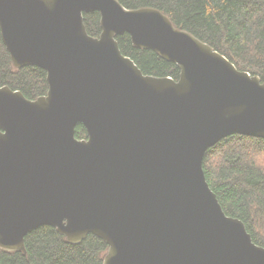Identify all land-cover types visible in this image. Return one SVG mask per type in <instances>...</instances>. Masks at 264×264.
Returning a JSON list of instances; mask_svg holds the SVG:
<instances>
[{"label": "water", "instance_id": "95a60500", "mask_svg": "<svg viewBox=\"0 0 264 264\" xmlns=\"http://www.w3.org/2000/svg\"><path fill=\"white\" fill-rule=\"evenodd\" d=\"M99 14L87 34L83 13ZM176 64L145 75L115 39ZM15 68L46 73L45 95L0 87V249L42 225L69 243L91 233L102 264H264L209 188L202 158L229 135L264 139V82L159 10L117 0H0ZM81 123L85 139L74 136Z\"/></svg>", "mask_w": 264, "mask_h": 264}, {"label": "trees", "instance_id": "16d2710c", "mask_svg": "<svg viewBox=\"0 0 264 264\" xmlns=\"http://www.w3.org/2000/svg\"><path fill=\"white\" fill-rule=\"evenodd\" d=\"M126 9L151 7L227 58L238 70L264 82V0H117ZM87 34L101 31L96 11L83 13ZM120 52L145 75L177 80L179 68L159 54L132 45L127 33L116 35ZM17 90L27 99L45 95L43 69L15 68L0 35V87ZM85 139L81 123L74 128ZM206 182L223 212L241 220L252 241L264 247V139L233 134L206 149L202 158ZM107 245L89 233L69 243L55 227L42 225L24 237L23 251L0 249V264H102Z\"/></svg>", "mask_w": 264, "mask_h": 264}]
</instances>
